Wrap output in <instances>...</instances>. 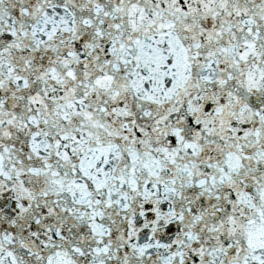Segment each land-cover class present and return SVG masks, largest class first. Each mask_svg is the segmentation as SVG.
<instances>
[{"label": "snow or ice", "instance_id": "6c2138e0", "mask_svg": "<svg viewBox=\"0 0 264 264\" xmlns=\"http://www.w3.org/2000/svg\"><path fill=\"white\" fill-rule=\"evenodd\" d=\"M0 264H264V0H0Z\"/></svg>", "mask_w": 264, "mask_h": 264}]
</instances>
